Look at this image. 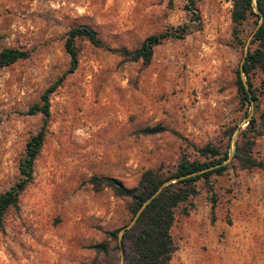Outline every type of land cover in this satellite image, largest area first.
I'll return each mask as SVG.
<instances>
[{"label": "rangeland", "instance_id": "1", "mask_svg": "<svg viewBox=\"0 0 264 264\" xmlns=\"http://www.w3.org/2000/svg\"><path fill=\"white\" fill-rule=\"evenodd\" d=\"M187 4L0 0V50L28 52L0 66V192L19 178L24 144L42 123V114L28 107L68 66V29L89 25L103 45L74 39L76 68L48 96L31 179L3 216L0 264H125L117 242L132 218L129 199L96 187L95 178L130 187L147 168L172 171L181 156L211 160L195 152L204 145L230 154L248 116L264 113V74L256 72L250 87L240 75L254 101L236 88L255 25L247 18L234 39L230 0H194L199 28L163 39L147 62L108 50H132L150 35L178 31L189 22ZM151 127L162 130L145 132ZM252 154L264 160V135ZM222 163L221 174L195 182L187 214L177 209L168 264H264V170L241 169L228 158Z\"/></svg>", "mask_w": 264, "mask_h": 264}, {"label": "trees", "instance_id": "2", "mask_svg": "<svg viewBox=\"0 0 264 264\" xmlns=\"http://www.w3.org/2000/svg\"><path fill=\"white\" fill-rule=\"evenodd\" d=\"M230 20L232 22V36L238 40L239 25L249 17L254 18V31L250 43L252 48H247L242 55L239 68L236 71L235 84L243 100L250 103L255 100L253 92L244 87L240 77L245 76L248 87L251 84V77L260 72L264 74V0H230ZM186 9L189 12V22L183 25L178 31L168 30L150 35L145 38L140 45L132 50H113L121 56L131 60L140 59L149 61L152 54V47L169 37L182 38L191 29L199 28V17L194 6V0H188ZM81 37L87 40L94 47H103L96 31L89 25L80 24L72 26L66 32L63 48L68 54L69 62L67 68L61 72L52 83H50L40 94V102L31 104L27 113L39 112L42 114V123L36 132L31 135L24 144L23 156L18 161L19 178L6 190L0 192V226L5 211L8 208L17 206V198L24 187L29 183L32 174V163L37 156L44 137V127L49 114L48 96L62 82L64 77L73 72L76 68V50L74 39ZM28 52L25 50L6 47L0 50V66H7L18 59L25 58ZM256 107V104H254ZM162 130L161 127H151L145 132L153 133ZM264 135V113L257 116L252 112L246 125L241 129L233 143L230 154L228 151L221 152L217 147L204 145L195 149L199 156L205 160L198 162L188 160L181 156L176 162L172 171L157 166L143 170L135 184L127 187L122 182L113 177H97L94 185L108 187L114 196L127 197L129 199V210L133 216L138 207L156 189L166 181L157 194L150 198L143 206L139 214L129 227L123 228L120 233L121 248L125 254V264H168L171 254L175 249V244L170 234V228L174 222L177 209L181 206V213L187 214L185 204L187 200L196 194L195 182L214 173L221 174L226 163H222L227 158L237 164L241 169H262L264 170V160L256 159L252 154V147L255 139ZM222 163V164H221ZM210 167V168H209ZM208 168L204 171L185 176L189 173ZM116 239V236L115 238ZM127 242V252L123 242ZM98 247L105 251L103 245Z\"/></svg>", "mask_w": 264, "mask_h": 264}, {"label": "water", "instance_id": "3", "mask_svg": "<svg viewBox=\"0 0 264 264\" xmlns=\"http://www.w3.org/2000/svg\"><path fill=\"white\" fill-rule=\"evenodd\" d=\"M244 87H246V86H245V83H244ZM209 168H210V167H209ZM206 169H208V168L201 169V170H199V171H195V172L189 173V174H187V175H185V176H189V175H192V174H195V173H198V172L204 171V170H206ZM164 184H166V181L163 182V183H162V184L156 189V191H154L149 197H147V198L145 199V201H144V202L138 207V209L136 210L135 214L132 216L130 222H129L127 225H125L123 228H127V227L130 226V224L134 221V219L136 218V216L139 214V212H140L141 209L143 208L144 204H145L150 198H152L153 196H155V195L157 194V192L159 191V189H160ZM123 228H122V229H123Z\"/></svg>", "mask_w": 264, "mask_h": 264}]
</instances>
